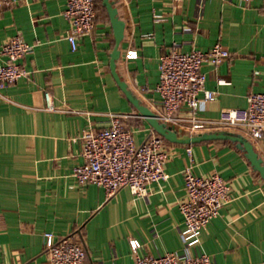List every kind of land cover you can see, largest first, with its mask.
I'll return each instance as SVG.
<instances>
[{"label":"crops","instance_id":"obj_1","mask_svg":"<svg viewBox=\"0 0 264 264\" xmlns=\"http://www.w3.org/2000/svg\"><path fill=\"white\" fill-rule=\"evenodd\" d=\"M66 1L13 0L0 10V47L18 31L34 44L22 59L29 75L0 94V264H50L45 232L81 233L84 264H133L131 238L141 241V255L207 253L215 264H264V179L235 141L166 139L168 176L151 182L142 196L123 186L108 197L104 187L77 181L72 169L83 157L74 137L83 129L107 126L111 113L122 112L137 143L156 131L111 72L115 37L108 12H97L93 32L73 50L66 38ZM114 3L126 22L117 70L155 113L162 109L158 61L171 49L206 50L219 41L231 52L218 65H202L206 86L217 91L202 117L244 107L248 92L264 91V0ZM46 89L54 109L46 108ZM244 135L264 160V137ZM187 165L199 175L219 172L232 185L231 200L192 246L178 203Z\"/></svg>","mask_w":264,"mask_h":264},{"label":"built area","instance_id":"obj_2","mask_svg":"<svg viewBox=\"0 0 264 264\" xmlns=\"http://www.w3.org/2000/svg\"><path fill=\"white\" fill-rule=\"evenodd\" d=\"M13 0H0V10ZM64 15L69 21L66 34L71 48L77 49L80 37L93 32L96 25V0H67ZM161 18L160 13L154 14ZM34 44L22 32L11 35L0 47L1 89L29 75L22 59L31 53ZM230 50L221 42L209 49L193 48L189 51L171 49L162 53L158 61L159 81L156 85L161 98V111L157 116L177 129L190 133L210 130H239L258 139L264 137V91H250L244 107H225L218 117L205 118L199 112L206 102L215 100L217 91L206 86L204 62L218 65L228 59ZM46 108L54 109L51 91L45 90ZM122 112L111 113L109 125L83 129L74 137L80 142L83 161L75 164L72 173L79 183H95L104 187L108 197L123 186L137 196L148 192L149 184L166 178L165 164L170 157L166 138L157 132L137 143L134 129L127 125ZM191 152V148H187ZM185 195L178 199L184 217L183 234L189 246L199 241L202 230L210 220L220 214L224 204L232 198V185L219 172L196 174L191 165L184 169ZM50 264H84L86 249L83 235L69 233L56 237L45 232ZM133 264H215L207 253L180 254L168 251L156 256L138 252L142 245L131 238Z\"/></svg>","mask_w":264,"mask_h":264},{"label":"water","instance_id":"obj_3","mask_svg":"<svg viewBox=\"0 0 264 264\" xmlns=\"http://www.w3.org/2000/svg\"><path fill=\"white\" fill-rule=\"evenodd\" d=\"M102 4L106 7L115 37V46L111 53L110 68L111 72L122 91L133 105L139 110L141 115L146 118L154 130L164 136L167 140L179 143H196L202 140L210 139H230L236 142V145L245 151L246 157L249 159L254 169L258 170L264 179V160L255 149L253 142L244 134L229 130H210L203 132L190 133L177 129L174 125L168 124L161 120L157 114L135 95L129 88L117 70V61L120 57V42L124 37L126 22L119 16L118 8L115 6L114 0H102Z\"/></svg>","mask_w":264,"mask_h":264},{"label":"trees","instance_id":"obj_4","mask_svg":"<svg viewBox=\"0 0 264 264\" xmlns=\"http://www.w3.org/2000/svg\"><path fill=\"white\" fill-rule=\"evenodd\" d=\"M97 2V12L99 13L100 11L103 12V13H106L107 12V9L106 7L102 4V0H96ZM98 13H97V17H98ZM97 17H96V20H97ZM184 132V131H183Z\"/></svg>","mask_w":264,"mask_h":264}]
</instances>
